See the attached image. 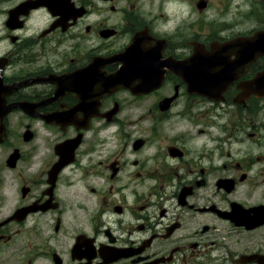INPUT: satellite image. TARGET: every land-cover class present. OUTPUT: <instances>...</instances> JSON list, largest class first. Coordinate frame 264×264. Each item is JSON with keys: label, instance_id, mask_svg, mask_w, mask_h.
I'll return each mask as SVG.
<instances>
[{"label": "flooded vegetation", "instance_id": "obj_1", "mask_svg": "<svg viewBox=\"0 0 264 264\" xmlns=\"http://www.w3.org/2000/svg\"><path fill=\"white\" fill-rule=\"evenodd\" d=\"M0 16V264H264V144L244 124L264 98L235 102L264 57L215 99L183 77L235 41L239 59L264 0H0Z\"/></svg>", "mask_w": 264, "mask_h": 264}, {"label": "water", "instance_id": "obj_2", "mask_svg": "<svg viewBox=\"0 0 264 264\" xmlns=\"http://www.w3.org/2000/svg\"><path fill=\"white\" fill-rule=\"evenodd\" d=\"M244 45L243 55L241 54L239 59L237 41L228 45L229 49L227 48V51L229 53H232V46L236 47L233 52L236 59L234 61L225 59V64L223 63L222 68L216 73L212 72L213 69H211L212 71L193 73V70L190 69L191 67L186 66L189 70L184 71L183 77H186L190 90L207 95L211 99L223 94L240 78L241 74L256 60L257 56L264 57V32H258L254 37L246 39ZM239 89L242 93L235 99V102H244L251 95L264 98V72L258 74L252 81L240 85Z\"/></svg>", "mask_w": 264, "mask_h": 264}, {"label": "rangeland", "instance_id": "obj_3", "mask_svg": "<svg viewBox=\"0 0 264 264\" xmlns=\"http://www.w3.org/2000/svg\"><path fill=\"white\" fill-rule=\"evenodd\" d=\"M247 2H248V0H247ZM245 9H246V11H249V6L246 5ZM176 15H177V13H176ZM246 19H247V17H246ZM0 25H1V16H0ZM233 110H234L233 108H230L229 116H233L231 114V111H233ZM254 115L255 116L258 115V116H256L255 118H250V119L247 118L244 121V124L246 126V130H248V131H253L254 130L255 132H257L259 134L258 142L261 143V144L262 143L264 144V109H262L261 113L258 114V112H257ZM234 120H235V118H230V117L228 118V121H227V123H228V131H232V129L236 126ZM222 122L225 123L226 122V118H225V120L223 119ZM247 126H249V127H247ZM237 147L238 146H234V148H237Z\"/></svg>", "mask_w": 264, "mask_h": 264}]
</instances>
